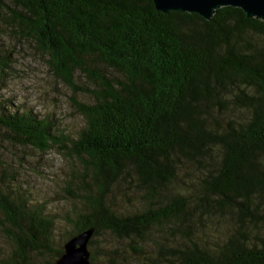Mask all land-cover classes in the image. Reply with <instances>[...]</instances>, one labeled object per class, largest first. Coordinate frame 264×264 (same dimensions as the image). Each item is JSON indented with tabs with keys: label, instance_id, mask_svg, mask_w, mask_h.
Wrapping results in <instances>:
<instances>
[{
	"label": "trees",
	"instance_id": "16d2710c",
	"mask_svg": "<svg viewBox=\"0 0 264 264\" xmlns=\"http://www.w3.org/2000/svg\"><path fill=\"white\" fill-rule=\"evenodd\" d=\"M0 21L44 58L82 121L74 137L54 135L0 104L14 145L56 147L79 166L66 192L83 211L66 240L92 229L87 247L105 233L138 252L158 227L152 264H264V21L229 7L208 21L161 14L150 0H3ZM128 172L141 204L130 214L110 204ZM11 182L0 183L11 245L0 264L54 263L52 219Z\"/></svg>",
	"mask_w": 264,
	"mask_h": 264
},
{
	"label": "rangeland",
	"instance_id": "374dc122",
	"mask_svg": "<svg viewBox=\"0 0 264 264\" xmlns=\"http://www.w3.org/2000/svg\"><path fill=\"white\" fill-rule=\"evenodd\" d=\"M3 24L0 21V63L7 67L0 72V104L8 111L28 113L48 121L54 135L74 137L82 121L70 106L71 93L51 77L44 58L33 50L29 42L16 37ZM108 72L119 78L115 72ZM74 76L78 85L89 87L78 73ZM73 98L81 103H90L86 96L77 94ZM0 165L4 169L0 172V183L12 180L10 184L14 189L33 204L43 206L44 214L54 224L52 248H61L71 233V224L67 221L83 211L80 203L72 200L66 192V187L71 188L72 174L79 170L78 164L56 147L45 153L18 147L11 142L9 133L0 128ZM133 179V174L128 172L111 189L110 204L117 211L130 214L141 206ZM159 231L158 227L151 228L149 240L138 252L131 251L128 242L118 241L105 233L93 239L91 248L87 247V250L94 255L95 264H152L149 261L155 257L153 243L158 241ZM10 251L11 245L0 236V256L6 257ZM49 262L43 256L30 263Z\"/></svg>",
	"mask_w": 264,
	"mask_h": 264
},
{
	"label": "water",
	"instance_id": "95a60500",
	"mask_svg": "<svg viewBox=\"0 0 264 264\" xmlns=\"http://www.w3.org/2000/svg\"><path fill=\"white\" fill-rule=\"evenodd\" d=\"M153 9L161 14L175 12L195 14L208 21L220 8L240 10L245 18L264 21V0H150ZM93 230L86 229L69 238L62 245L61 255L53 264H90L87 243Z\"/></svg>",
	"mask_w": 264,
	"mask_h": 264
}]
</instances>
